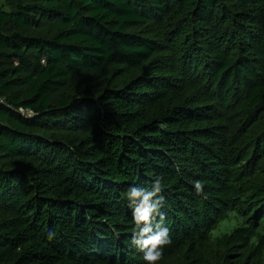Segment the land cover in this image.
I'll use <instances>...</instances> for the list:
<instances>
[{
  "label": "trees",
  "instance_id": "16d2710c",
  "mask_svg": "<svg viewBox=\"0 0 264 264\" xmlns=\"http://www.w3.org/2000/svg\"><path fill=\"white\" fill-rule=\"evenodd\" d=\"M158 176V264H264V0H0V264H146L124 194Z\"/></svg>",
  "mask_w": 264,
  "mask_h": 264
},
{
  "label": "clouds",
  "instance_id": "9594fccd",
  "mask_svg": "<svg viewBox=\"0 0 264 264\" xmlns=\"http://www.w3.org/2000/svg\"><path fill=\"white\" fill-rule=\"evenodd\" d=\"M197 195L208 199L204 191L205 181L192 182ZM164 185L162 177H156L152 187L140 188L131 186L124 194L133 210L131 244L143 254L146 264H158L163 259L164 248L172 243L170 230L164 224L165 214L161 212L165 197L162 194ZM55 233L49 231L47 236L51 240Z\"/></svg>",
  "mask_w": 264,
  "mask_h": 264
},
{
  "label": "rangeland",
  "instance_id": "374dc122",
  "mask_svg": "<svg viewBox=\"0 0 264 264\" xmlns=\"http://www.w3.org/2000/svg\"><path fill=\"white\" fill-rule=\"evenodd\" d=\"M52 24L50 22H43L33 31L40 35H49L52 33ZM116 67H103L100 70L92 72L76 71L69 78L68 85L58 90L53 97V103H56L60 99L72 101L76 98L84 96L88 93L94 96L108 79L114 74ZM241 222V219L227 218L221 220L216 227L212 230V236L217 237L224 233L230 232L232 228L237 226Z\"/></svg>",
  "mask_w": 264,
  "mask_h": 264
}]
</instances>
